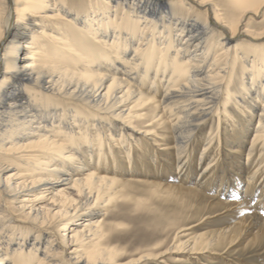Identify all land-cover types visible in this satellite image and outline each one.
Instances as JSON below:
<instances>
[{"label": "bare ground", "instance_id": "1", "mask_svg": "<svg viewBox=\"0 0 264 264\" xmlns=\"http://www.w3.org/2000/svg\"><path fill=\"white\" fill-rule=\"evenodd\" d=\"M227 3L223 19L214 0H0V264H114L99 215L137 181L198 197L212 209L198 223L236 219L188 225L146 260L198 264L220 241L264 238V26L237 41L264 0ZM136 149L158 181L109 169L132 171Z\"/></svg>", "mask_w": 264, "mask_h": 264}, {"label": "rangeland", "instance_id": "2", "mask_svg": "<svg viewBox=\"0 0 264 264\" xmlns=\"http://www.w3.org/2000/svg\"><path fill=\"white\" fill-rule=\"evenodd\" d=\"M69 1L74 4L78 0ZM214 2L215 6H217L221 12H225L223 19H226L232 11L229 9L227 0H214ZM76 10H78V12H83L84 8ZM258 14L255 16L251 14L252 17H250V21L238 26L239 30L237 34L240 38L237 41H249L246 40L247 38H244V34H247L246 29L254 32L259 31V29L264 26V6L261 8ZM247 35L252 36L249 34ZM235 69V75L239 76L240 70L237 68ZM72 103L74 104V102H71V104ZM64 105L67 106L65 103ZM145 112H147V110H145ZM232 112L234 113L233 110ZM215 122L216 117H214L212 120H209L207 125L199 129V132H197L198 134L195 136V140L193 141L194 143L192 142L194 145L191 146L194 149L193 154L195 156L200 152L201 143H203L202 141L208 137L209 131L214 130ZM135 123L137 124V121H135ZM252 133L253 131L249 130L246 138L244 137V143L241 146L243 154L247 150L248 141L252 136ZM241 134L236 137L237 141L239 140ZM215 145L216 143L213 145V148H215ZM141 150H133L135 152L131 154V157L136 162V165L134 166L135 168L132 171L126 165L121 166L120 163H118L120 162L119 158L118 162H116V167L109 166V169L113 170V173L124 179L129 175L136 174L138 175L137 177L144 178L145 180H159V178L156 176H160L161 170H157L152 177L151 175L145 174V171H149L147 170V167H149L148 169L151 170L150 161H152V157L150 156L152 155L148 154L150 153V150H147L146 153L142 152ZM117 153L115 154L116 158L121 156ZM243 154L240 156L241 159L244 157ZM195 156H193V164L196 161ZM140 164H142V167L144 168H140ZM136 168H138L137 172L135 171ZM199 169L194 172L190 181H185L186 186L195 185L194 178H196ZM219 169L220 168H218V170ZM14 170L15 168L11 166L6 170V174H9ZM217 176L218 178L220 177L219 171ZM242 176L241 190L243 191L246 188V183L244 182L246 180V172H244ZM166 180L175 181L176 178H169L165 180L162 179L161 181L165 182ZM213 191H216V188L205 192V195H212ZM258 196L259 195L256 196L254 193L255 199ZM12 204L13 203H9L10 207ZM211 210V207L206 205L205 202H202L198 197H195L186 191H179L175 189L168 190L165 187L155 184L151 185L141 181H137V183L131 185H122L114 200L110 201L104 213L99 215L103 220V231L105 233L103 241L105 244H108L109 247L117 249L116 253L110 254L108 256L106 262L110 261L108 263L114 264H129L130 262V264H159L150 259L146 260L148 257L146 256V253H144V250L147 247L155 244V242L168 241L170 244L173 237L188 225H192L190 231L193 232V234L198 235L203 231L217 229L218 227L233 223L236 220H231L230 218L223 216L219 218L217 222H213L216 219L215 218L212 221L205 220L203 223H198ZM13 211L17 217L20 216L18 210L13 209ZM70 224H72V222L67 223V225ZM49 230L53 234L54 229L50 228ZM57 231L58 233H63L64 229L59 228ZM180 234H183V232H180ZM229 245L230 244L227 243L226 240L223 242L220 241L219 246L212 250L213 254L201 257L202 259L200 262H198V264H209L208 259L210 257H213L212 260L215 261L212 264H239L242 262H244L242 264H264V238H262L257 244L250 243L246 245L245 242L241 241L234 244V246L231 245L232 247H229ZM174 253L175 251H171L168 253V255L163 257L166 264H171V256Z\"/></svg>", "mask_w": 264, "mask_h": 264}]
</instances>
